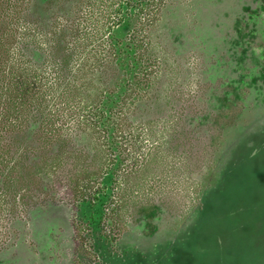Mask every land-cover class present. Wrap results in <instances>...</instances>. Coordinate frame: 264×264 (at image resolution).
I'll return each mask as SVG.
<instances>
[{
    "label": "trees",
    "instance_id": "1",
    "mask_svg": "<svg viewBox=\"0 0 264 264\" xmlns=\"http://www.w3.org/2000/svg\"><path fill=\"white\" fill-rule=\"evenodd\" d=\"M182 1L0 0V215L69 207L76 263H101V246L114 248L128 231L127 210H153L128 206L127 184L161 161L160 146L141 139L155 132L162 109V133L170 140L178 135V147L189 139L186 107L173 111L164 91L162 33ZM237 158L232 153L220 184L199 195L196 227L173 244L170 264H180V255L198 258L185 246ZM146 193H133L134 200H146ZM239 193L227 195L234 209ZM221 218L216 224L224 225Z\"/></svg>",
    "mask_w": 264,
    "mask_h": 264
},
{
    "label": "rangeland",
    "instance_id": "2",
    "mask_svg": "<svg viewBox=\"0 0 264 264\" xmlns=\"http://www.w3.org/2000/svg\"><path fill=\"white\" fill-rule=\"evenodd\" d=\"M166 22L164 91L173 111L186 107L189 139L178 147V135L170 140L162 133V109L155 132L141 139L160 146L161 161L127 184L128 206L154 208L124 213L128 231L114 248L101 246L99 264L174 263L173 244L190 237L203 191L220 184L232 153L237 165L224 188L210 194L202 227L185 246L197 250L198 258L189 250L190 257L180 255L178 262L264 264V0H183ZM236 190L244 193L234 209L226 199ZM138 191L147 192L146 200H134ZM74 239L72 210L65 205L3 213L0 264H80Z\"/></svg>",
    "mask_w": 264,
    "mask_h": 264
}]
</instances>
